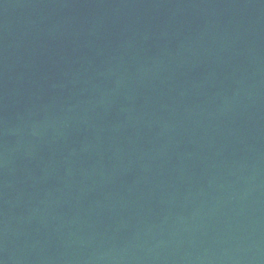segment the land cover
Segmentation results:
<instances>
[{
	"label": "water",
	"instance_id": "95a60500",
	"mask_svg": "<svg viewBox=\"0 0 264 264\" xmlns=\"http://www.w3.org/2000/svg\"><path fill=\"white\" fill-rule=\"evenodd\" d=\"M0 264H264V0H0Z\"/></svg>",
	"mask_w": 264,
	"mask_h": 264
}]
</instances>
